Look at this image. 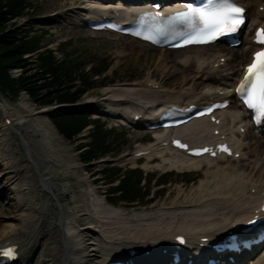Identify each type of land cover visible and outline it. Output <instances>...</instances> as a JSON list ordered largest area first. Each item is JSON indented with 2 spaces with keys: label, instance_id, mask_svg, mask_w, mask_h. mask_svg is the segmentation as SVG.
I'll return each instance as SVG.
<instances>
[{
  "label": "bare ground",
  "instance_id": "bare-ground-1",
  "mask_svg": "<svg viewBox=\"0 0 264 264\" xmlns=\"http://www.w3.org/2000/svg\"><path fill=\"white\" fill-rule=\"evenodd\" d=\"M136 1L138 0H91V4L83 7L81 12L88 17L100 10H108L113 5H122L125 10L128 9L126 13H130V7L140 5ZM237 1L248 9L251 24L261 25L264 22V12H259V8L264 7V0ZM55 3L65 6L68 0H55ZM119 39L123 42L124 51L127 50L130 56L141 55V51H146L145 56L149 59L154 52H159L160 57L157 60L166 67L171 63L170 56L180 52L159 50L127 37L120 36ZM244 41L243 52L218 45L210 55L197 54L193 59L187 57L183 60V64L194 61L200 74L206 66H210L211 73L216 72L215 64L221 57H225L228 60L226 66L231 68L222 70L228 73L223 75L220 82L212 77L186 76L184 81L187 84L183 89L188 86L192 91L179 93L174 89H166L164 83L152 82L153 85H158L156 90L153 85H149L151 81L148 80L145 85L106 88L101 102L122 107L126 112L133 110L150 113L171 104L187 106L195 103L204 106L211 100L229 98L242 67L249 61L250 53L256 49L246 36ZM139 45L143 50L138 49ZM223 92L228 95H222ZM92 103L94 100L88 104ZM0 112L7 113L6 105L0 103ZM137 112L135 113L138 114ZM49 114L48 109L40 111L35 121L23 125L22 128H16L13 122L8 127L5 119L0 125V161L5 157L3 162L6 166L1 178H5V186L0 191V197L9 194L12 201L9 208L4 207L2 211H14L13 215L4 217V223L0 222V248L13 244L20 246L22 255L18 264H105L113 261L112 259L119 261L131 247H143L156 253L160 248L155 245L167 242V238L176 233L187 234L190 243L198 248L200 238L218 239L236 219L252 213L254 205L264 192V133L253 132L247 114L235 102L222 113L227 123L224 132L234 138L237 153H241L242 159L248 162L249 167L244 172L239 173L238 169L230 167L218 168V179L202 182L197 193L186 205L159 210L155 221L143 216L136 225L116 227L112 220L120 219L122 210L113 206H102V201L98 200L93 209L95 213H90L83 200L85 196L91 195L90 192L81 196L82 205L75 206L77 214H69L58 199L55 188L49 183V174L42 173L54 166L56 161L67 169L71 164L74 165L73 157L64 145V139L48 118ZM7 117L10 118L8 115ZM22 123L24 122L21 121L20 124ZM241 126L247 130L244 135L239 132ZM208 129L209 125L205 120H199L180 128L179 132L195 143H201L203 136L210 133ZM13 132L21 137L27 153L21 152L12 136ZM34 135L42 138L34 140ZM163 136L156 134L160 145L157 144L158 150L148 156L149 161L154 157L162 160L157 166L159 169L184 172L200 170L205 164H214L215 161L205 163L203 160H187L180 155L167 156L169 149L161 145L165 142ZM156 146L142 150H152ZM36 149L37 154L34 152ZM121 161L134 162L135 159L131 157ZM145 166L150 167L149 163ZM1 167L2 164L0 170ZM34 168L40 175H34ZM249 169L252 170L248 171ZM82 221L89 223L81 225ZM254 264H264V251L257 255Z\"/></svg>",
  "mask_w": 264,
  "mask_h": 264
},
{
  "label": "rangeland",
  "instance_id": "rangeland-1",
  "mask_svg": "<svg viewBox=\"0 0 264 264\" xmlns=\"http://www.w3.org/2000/svg\"><path fill=\"white\" fill-rule=\"evenodd\" d=\"M89 1V2H88ZM90 3V0H68V4L63 6L62 4L55 3V0H34L33 9L30 11L27 17L30 22L26 25H30L31 22L49 20L53 24L58 21L64 23L68 28L63 30H52L50 34L45 38L44 43L47 44V48L53 50L60 59H65L69 62L70 66L74 69L82 66V70L89 71H104L101 75L94 77L97 80L98 87L89 91L82 99L81 103H88L90 101H96L97 103L87 108L76 109L78 112L84 111H118L117 108L108 107L101 101L105 97V89L110 87L128 86L132 84L145 85L147 80L157 83H164V86L168 90H175L176 92L192 91L188 86L183 89L187 84L184 81L186 76L207 77L212 76L214 79L220 80L227 72L221 71L215 74L209 73V69H205L203 73L198 72L197 64L190 62L188 66L183 64V60L187 57L193 59L198 55H210L216 48L209 49H196L185 52H176L170 56L169 66L166 67L161 61L157 59L160 57L159 52H154L151 58L145 56V52H140L141 55L130 56L125 47L122 45L119 37L89 32L86 28H73L80 23L79 15L80 8ZM58 12L61 15L56 18H49V14ZM25 19H21L20 23L25 22ZM52 26V25H51ZM72 26V28H71ZM49 26H44L43 23L37 25L36 29H47ZM49 29V28H48ZM138 49L143 50V47L139 45ZM242 50V49H241ZM240 50V51H241ZM124 52V53H123ZM156 59V60H155ZM231 68V66H230ZM229 69V68H228ZM227 69V70H228ZM15 74V72H14ZM0 101L6 105L7 114L11 116L13 124L16 128H22L23 125L35 121L37 114L44 108L36 106L35 102L28 98L24 93L17 100H12L4 95H0ZM54 107V106H53ZM52 108V107H48ZM120 109V108H118ZM5 113L0 112V125L3 121ZM52 113L49 118L51 121ZM23 121L24 123L20 124ZM52 122V121H51ZM118 125L115 121H110L107 128H117ZM117 132V146L119 156L116 158L130 155L133 152L141 148L150 146V142H154L151 136H145L141 132H131L122 127L118 128ZM25 133V132H24ZM88 135L85 132L82 136ZM13 138L17 141L19 149L22 153H27L21 138L14 132ZM41 139L39 135L33 137L34 140ZM64 145L67 146L69 155L73 157L74 165L71 164L68 169L63 167L57 161L54 166H50L42 173H48V181L55 188L58 199L62 205L66 207L69 214H77L75 206L82 205L80 203L81 196L91 192V195L85 196L84 201L90 211L94 214L96 202L102 201L105 206H113L109 204L108 199V186L100 183L102 176H96V173L103 169V165H95L92 173L91 169L84 166L79 157L78 145L82 142L79 140L75 143H70L64 138ZM2 144L0 142V155L2 153ZM37 154V149L34 151ZM114 155L113 157L117 156ZM112 157V156H111ZM106 159H113L107 157ZM5 157L0 161L2 164L0 170V179L5 173V163L3 162ZM160 161L150 163V167L146 168V162H140L135 165L123 166V168H141L145 174L155 175V180L151 185V195L142 199L140 204L131 205L122 203L118 206L122 210V216L120 219L112 220V223L116 224V227H121L125 224L128 226L136 225L140 222L143 216H148L152 221L156 220V213L161 209L178 208L184 206L189 202L192 197L197 193L198 187L202 182L214 181L218 179L219 175L216 173L218 167L239 169L241 172L246 167H249L248 162L244 161L239 164L220 162L217 166H213L210 172L207 173V169L184 175L182 173L175 172L173 175H166L168 170L158 169L157 165ZM54 167V168H52ZM73 167V168H72ZM77 167V169H75ZM251 171V169H249ZM39 174L37 169H34V175ZM159 181L164 184L160 186ZM5 186V178L0 180V191ZM9 194L0 197V222L4 223L6 215H13L14 211L6 210L3 212V208H7L12 201L9 198ZM153 200L152 203H149ZM92 207V208H91ZM9 208V207H8ZM99 210V209H98ZM88 221H82L81 225H86ZM111 223V222H110Z\"/></svg>",
  "mask_w": 264,
  "mask_h": 264
},
{
  "label": "trees",
  "instance_id": "trees-1",
  "mask_svg": "<svg viewBox=\"0 0 264 264\" xmlns=\"http://www.w3.org/2000/svg\"><path fill=\"white\" fill-rule=\"evenodd\" d=\"M31 9V0H0V91L13 98H17L23 90L27 91L39 105L80 101L83 95L96 87L97 84L86 80L87 83L84 82L85 86L82 88L63 89L64 86L74 81L75 74L66 63L59 65L55 56L50 52L39 58L41 73L35 72L31 68L18 80L11 77L12 69L29 65L28 61L24 60V55L32 53L42 46L41 38L29 37L26 34V38L20 40L17 38L18 33L7 32L14 20L26 16ZM47 75H50L51 79ZM54 123L62 134L72 139L92 122L88 116H70L61 113ZM98 133V138L95 136L97 140L94 142L92 151L83 156L87 162L117 153L114 148L113 135L102 134L99 129ZM112 174L115 177L120 176L118 171L112 172ZM140 181L141 177L132 176L122 182L119 191L124 193L123 199H128L131 193L138 192L137 186Z\"/></svg>",
  "mask_w": 264,
  "mask_h": 264
},
{
  "label": "snow or ice",
  "instance_id": "snow-or-ice-1",
  "mask_svg": "<svg viewBox=\"0 0 264 264\" xmlns=\"http://www.w3.org/2000/svg\"><path fill=\"white\" fill-rule=\"evenodd\" d=\"M245 9L235 3V0H220L208 8H195L175 14L168 23H182L187 31L179 33L190 43H208L220 36L236 32L244 23ZM159 18V13L153 17ZM257 42L264 44V29L257 32ZM237 93L248 108L252 109L257 122L264 120V51L257 52L251 64L246 69L242 83ZM227 151V149H223ZM208 151V149H204ZM3 255L15 258L14 250H7Z\"/></svg>",
  "mask_w": 264,
  "mask_h": 264
}]
</instances>
